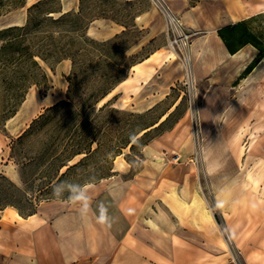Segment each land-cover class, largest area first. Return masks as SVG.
<instances>
[{"label": "rangeland", "instance_id": "obj_1", "mask_svg": "<svg viewBox=\"0 0 264 264\" xmlns=\"http://www.w3.org/2000/svg\"><path fill=\"white\" fill-rule=\"evenodd\" d=\"M247 2L264 4V0H219L214 6L222 15L229 14L241 18L238 7ZM33 4L27 6L26 0H0V29L25 25L27 9ZM79 6L78 1L77 8L68 12L77 13ZM83 7L87 18L98 14L104 16L90 22L85 30L87 38L97 43L109 40H112V43L104 46L89 44V52L85 57L92 62H89L88 66L78 64L74 70L70 60H62L57 64L52 61V70L39 60L46 79L36 77L38 86L34 83L28 84L21 102L15 107L14 116L0 122V175L20 186L17 161L27 162L28 158L43 151H48L50 155L68 154L69 142L77 134L73 132L75 122H66L65 112L78 110L82 105L81 100L98 90L105 77L109 80L107 82H113L123 76L125 79L117 84L100 105H109L108 109L100 114L97 122L102 130H105L98 139L100 147L97 149L96 144H92L94 152L80 166L68 172L53 190L55 195L78 189L79 192L70 199L55 201H70L71 204L81 202L87 187L95 185L99 188L108 181L110 177L90 183L104 173L115 172L122 181L135 176L140 203L143 196L147 195L144 200L148 204L145 207L147 211H144L147 215L158 214L162 209L169 208V214L184 226L188 237H199L204 246L216 251L217 256L209 259L210 263L244 264L241 249L236 246L225 225L223 208L226 202L227 179L219 176L211 178L209 173L211 160L208 149L212 132L209 129L201 130L197 115L205 86L196 85L195 82L191 85L187 80L183 59L188 53V48H183L175 27L167 20L163 11L166 9L174 14L170 9L169 0H84ZM59 9L60 0H44L34 11V15L41 17L46 12ZM96 21L104 22L106 26L99 25ZM244 23L247 27L257 28L259 37L264 41V15L256 18L253 23L250 20H245ZM109 32L113 33L107 36ZM192 35L193 32L190 40ZM63 61L66 63L60 64ZM128 65L133 66L127 68ZM71 73L78 75V78L88 75L87 79L77 86L75 104L59 108L55 114L26 135L20 144H14L15 157L11 158L12 142L30 123L45 113L47 108L66 100V78ZM153 96L164 98L147 110L137 105L140 102L150 103ZM49 102L56 103L45 108V104ZM100 106L97 104L96 110ZM163 113L166 117L171 115L161 127L150 131L145 138L139 140L132 151L128 147L122 149L118 156H113L116 146L126 139L132 130L151 125ZM90 133L88 129L84 130L83 134L91 138ZM237 133L240 139L244 132ZM145 143L147 144L143 146ZM241 146L230 148V157L240 162L239 170L243 155ZM83 157L84 155L76 156L69 164H76ZM225 164L223 171L226 170ZM47 168L45 163H42L35 173L45 172L42 176L56 175V167L46 174ZM66 168H62L59 175L65 172ZM230 169L232 170V166ZM39 176L36 177V184L44 180V177L40 179ZM232 181L239 182L240 179H230V183ZM31 193L37 195V190L34 188ZM150 206L153 211L149 209ZM4 214L7 212H2L0 218ZM211 218L215 224L211 222ZM31 221L13 218L7 226L0 221V264L4 262L3 257L6 258L17 250L19 238L23 241L20 247H24L27 252L31 250Z\"/></svg>", "mask_w": 264, "mask_h": 264}, {"label": "crops", "instance_id": "obj_2", "mask_svg": "<svg viewBox=\"0 0 264 264\" xmlns=\"http://www.w3.org/2000/svg\"><path fill=\"white\" fill-rule=\"evenodd\" d=\"M37 1L26 0L27 6ZM78 1L60 0L59 10H74ZM218 1L169 3L171 11L193 32L187 49L191 71L195 84L205 86L198 121L201 130L212 132L208 149L211 178L227 179L223 208L227 232L241 249L244 264H264V55L244 74L264 50L257 28L247 27L244 21L253 23L264 15V4L240 5L242 17L237 18L218 13L214 6ZM95 23L106 26L104 22ZM238 23L259 42L258 47L237 40L229 51L218 31ZM224 35L227 37L226 32ZM164 96H153L150 103L137 105L147 110ZM237 132H244L240 139ZM234 146L243 147L240 170V162L230 157ZM136 178L122 181L113 175L99 188L87 187L81 202H43L27 218L6 208L3 212L7 214L0 218L4 226L13 218L32 220L33 232L31 250L20 247L23 241L19 238L17 250L3 257V264H212L208 260L216 258V251L204 246L201 238L188 237L184 226L169 214V208L162 206L158 214L144 212L147 195L140 203ZM230 179L240 181L230 183ZM149 209L153 211L152 206ZM211 222L215 224L213 218Z\"/></svg>", "mask_w": 264, "mask_h": 264}, {"label": "trees", "instance_id": "obj_3", "mask_svg": "<svg viewBox=\"0 0 264 264\" xmlns=\"http://www.w3.org/2000/svg\"><path fill=\"white\" fill-rule=\"evenodd\" d=\"M42 1L44 0L36 2L27 9L28 17L25 25L0 29V122H5L14 116L15 107L21 102L28 84L34 83L38 86L39 82L36 77L43 80L46 79L39 60L47 64L51 70L50 64L52 61L57 64L62 60H70L74 70L78 64L88 66L89 62H92L91 59L85 57V54L89 52L87 49L89 44H92V46H104L112 43V40L97 43L87 38L85 30L90 22L104 16L98 14L87 18L84 13V0H79L80 6L77 13H63L58 10L46 12L40 17L34 15V11L37 10ZM53 14H58L59 16L54 17ZM224 32L227 33L228 38L224 35ZM218 34L231 52L233 51L231 44L237 40L259 46V42L248 34L242 23L225 27L219 30ZM262 55H264V50L260 51L259 56L248 66L244 74L252 69ZM132 66L128 65L127 68ZM87 77L88 75L78 78V75L74 73L67 76L66 100L47 108L45 113L30 123L28 128L12 142L11 158L15 157L14 144H20L26 135L55 114L59 108L71 107L75 104L77 86L85 81ZM105 78L98 90L91 92L86 98L81 100L82 105L78 110H67L65 112L66 122H75L73 132L79 135V137L76 135L71 138L67 148L69 149L68 154L65 156L50 155L48 151H43L34 157L28 158L27 162L17 161L16 164L19 168L21 179L20 186L6 176L0 175V214L6 208H13L22 218H27L36 213L37 206L41 202L67 200L79 192L78 189L74 192L67 191L61 192V195H55L53 190L68 172L80 166L94 152L92 144L95 143L97 149L100 147L98 139L105 133V130H102L97 122H99L100 114L106 111L109 105L103 104L97 110L96 106L119 82L125 79L122 76V78H117L113 82H107L109 80ZM107 83L109 84L107 85ZM164 114L151 125L132 130V133L116 146L113 156H118L122 149L128 147L132 151L139 140L145 138L150 131L161 127L171 115L159 122ZM88 129L91 132V138H87L83 134L84 130ZM79 155H84V157L78 163L70 165L69 162ZM42 163H45V166L48 167L45 170L46 174L51 168L56 167V175L42 176L45 172L35 173ZM64 167H67L66 171L59 175L60 170ZM114 173H104L97 180L90 183H97L101 179L115 175ZM37 175L41 176H39L40 179L44 177V180H40L36 184ZM34 188L37 190V195H32L31 193Z\"/></svg>", "mask_w": 264, "mask_h": 264}, {"label": "built area", "instance_id": "obj_4", "mask_svg": "<svg viewBox=\"0 0 264 264\" xmlns=\"http://www.w3.org/2000/svg\"><path fill=\"white\" fill-rule=\"evenodd\" d=\"M171 15H172V22H173L171 24L175 27V31L178 35V39L182 43L183 48L187 49L189 46V42H190L189 40L191 37V32L189 30L187 31L185 25H183L181 23V21L179 20V18H177L176 15H174V14H171ZM177 27H179V28H177ZM226 236L229 239L228 235H226Z\"/></svg>", "mask_w": 264, "mask_h": 264}, {"label": "bare ground", "instance_id": "obj_5", "mask_svg": "<svg viewBox=\"0 0 264 264\" xmlns=\"http://www.w3.org/2000/svg\"><path fill=\"white\" fill-rule=\"evenodd\" d=\"M159 2V1H158ZM160 6H161V3L159 2ZM162 7V6H161ZM166 17H167V20L170 22V23H173L172 22V15L169 11H167L166 9L163 10ZM184 65H185V69H186V76H187V80L189 81V83L191 85L194 84V78H193V74H192V71H191V65H190V57H189V53H186L184 55ZM242 66V65H241ZM239 69V68H238ZM108 97V96H107ZM103 100H101L99 102V106L102 104ZM173 108V107H172ZM166 117V114H164L161 118H160V122L165 119ZM122 164V163H121Z\"/></svg>", "mask_w": 264, "mask_h": 264}]
</instances>
